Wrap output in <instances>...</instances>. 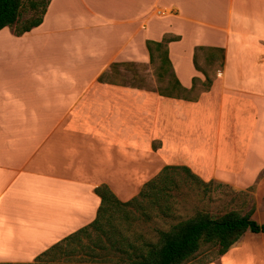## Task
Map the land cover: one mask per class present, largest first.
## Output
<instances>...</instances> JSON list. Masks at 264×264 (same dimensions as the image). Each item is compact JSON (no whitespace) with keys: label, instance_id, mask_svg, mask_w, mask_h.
Listing matches in <instances>:
<instances>
[{"label":"crops","instance_id":"crops-1","mask_svg":"<svg viewBox=\"0 0 264 264\" xmlns=\"http://www.w3.org/2000/svg\"><path fill=\"white\" fill-rule=\"evenodd\" d=\"M166 37L188 91L114 79L152 70ZM166 166L249 190L264 223V0H49L29 31L0 29V263L38 262L99 217L97 187L127 202ZM205 264H264V232Z\"/></svg>","mask_w":264,"mask_h":264},{"label":"rangeland","instance_id":"rangeland-1","mask_svg":"<svg viewBox=\"0 0 264 264\" xmlns=\"http://www.w3.org/2000/svg\"><path fill=\"white\" fill-rule=\"evenodd\" d=\"M46 1L21 0L16 26H22L39 16ZM155 55L152 70L146 71L143 65L134 66L133 69L127 64L116 65L112 68L114 71L115 68L123 70L120 72L122 75L116 78L114 76V79L125 83H137L144 87L166 88L171 71L164 72L163 77L159 78L161 57L158 52H155ZM218 55L215 53L212 57L206 56L205 63L200 64L201 67L203 65L204 69L212 73L217 62L211 64L209 59L220 60ZM204 86L198 82L194 92L188 93L189 96L198 93ZM174 93L182 95L179 92ZM168 172L167 182L162 180L158 183L160 188L163 187L159 192L151 189L148 195L138 196L127 206L110 207L97 228L89 227L84 233L79 234L80 240L72 242L67 247L73 249L72 252L67 255L53 252L32 264H137L134 253H138L139 250L133 253L132 243L141 247L140 251L144 252L147 249L146 243L158 242L160 231L169 230L174 224L191 218L198 212L220 216L232 210L244 213L254 205V197L249 190L237 191L225 183L214 180L198 182L195 178L188 177L181 168L170 169ZM263 210L264 204L261 208V211ZM216 249L217 246L202 242L196 256L184 264H197L199 260L209 259L216 253ZM215 257L217 258V255Z\"/></svg>","mask_w":264,"mask_h":264},{"label":"trees","instance_id":"trees-1","mask_svg":"<svg viewBox=\"0 0 264 264\" xmlns=\"http://www.w3.org/2000/svg\"><path fill=\"white\" fill-rule=\"evenodd\" d=\"M49 0L46 1L45 6L41 14L31 21L23 24L22 26H16L19 19V7L21 0H0V29L4 26H13L16 34H22L29 31L32 27L38 25L42 21L43 14L46 10V6ZM173 37H166L163 41H147V46L150 51L151 61L154 60L153 46L161 57V65L158 71V77L162 78L164 72L171 71V62L167 56V49L165 43L171 40ZM219 54L220 66L223 60V49H214ZM208 53V57H212L216 52ZM212 62V59H209ZM117 64H112L111 68H114ZM165 66V67H164ZM195 79H193L194 82ZM169 84L166 88L160 89L161 94L171 97H179L174 92L188 91L184 88L175 75L171 72V77L168 80ZM210 80L207 78L204 81V85L208 86ZM181 168L186 172L188 177L195 178L198 182H203L198 176L193 174L189 168L166 166L163 171L156 178L148 181L139 192L138 196L143 197L150 193L153 189L154 192H159L162 188L158 183L163 180L167 182L170 169ZM96 193L101 197V205L99 207V217L95 219L90 225L83 227L75 233L65 237L61 241L57 242L47 251L43 252L38 257L40 259L43 256L50 255L53 252H62L63 254H69L73 249H67L72 242L80 240L79 234L84 233L89 227L97 228L99 225L100 217L104 216L108 212L109 208L113 205L127 206L137 199V197L127 201H119L114 193L106 185H101L96 188ZM153 193V192H152ZM254 205L249 208L248 211L240 213L232 210L224 213L220 216H212L205 212H198L195 216L186 220L179 221L174 224L169 230L160 231V238L156 244L146 243L147 249L141 252V247H137L134 243L131 244L133 253L139 250L138 253H134V260L137 264H184L191 258L195 257L201 243H207L217 246L216 253L209 259L199 260L197 264H205L213 261L217 255V258L223 254L239 237L247 230L252 232H264V223L257 222L253 217ZM95 256V255H91ZM201 261V262H200ZM10 264V263H0Z\"/></svg>","mask_w":264,"mask_h":264}]
</instances>
